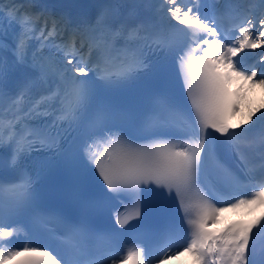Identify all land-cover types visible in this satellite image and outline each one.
Instances as JSON below:
<instances>
[{
  "label": "snow or ice",
  "instance_id": "obj_1",
  "mask_svg": "<svg viewBox=\"0 0 264 264\" xmlns=\"http://www.w3.org/2000/svg\"><path fill=\"white\" fill-rule=\"evenodd\" d=\"M107 7L0 0V264H264V103L230 123L264 89V0ZM18 226L55 247L15 246Z\"/></svg>",
  "mask_w": 264,
  "mask_h": 264
},
{
  "label": "rangeland",
  "instance_id": "obj_2",
  "mask_svg": "<svg viewBox=\"0 0 264 264\" xmlns=\"http://www.w3.org/2000/svg\"><path fill=\"white\" fill-rule=\"evenodd\" d=\"M255 91L257 98L254 101H252L254 99L253 96L247 98L245 104H243V106L240 108V111L238 112L236 119L237 122H241L242 120H245L247 118L250 107L255 108L258 107L261 103H264V89L257 88Z\"/></svg>",
  "mask_w": 264,
  "mask_h": 264
},
{
  "label": "bare ground",
  "instance_id": "obj_3",
  "mask_svg": "<svg viewBox=\"0 0 264 264\" xmlns=\"http://www.w3.org/2000/svg\"><path fill=\"white\" fill-rule=\"evenodd\" d=\"M231 86L234 89H236V92L241 90V87H240L241 85L237 82V80H234V82L231 84ZM247 97H248V93H247ZM246 100L241 104V107L246 102ZM257 115H259V113H257ZM236 116H237V113H235V115L231 116V123L232 124H238L239 123V122L236 121ZM253 122H255V120ZM247 214L248 213L246 212L244 215H247ZM183 256H184V258L180 261L179 264H191L190 263V259H189L188 255H186V254H183L181 256H178V258L183 257Z\"/></svg>",
  "mask_w": 264,
  "mask_h": 264
}]
</instances>
